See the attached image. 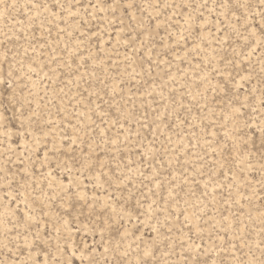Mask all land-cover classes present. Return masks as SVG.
Instances as JSON below:
<instances>
[{"label": "rangeland", "instance_id": "obj_1", "mask_svg": "<svg viewBox=\"0 0 264 264\" xmlns=\"http://www.w3.org/2000/svg\"><path fill=\"white\" fill-rule=\"evenodd\" d=\"M262 130L264 0H0V264H264Z\"/></svg>", "mask_w": 264, "mask_h": 264}, {"label": "snow or ice", "instance_id": "obj_2", "mask_svg": "<svg viewBox=\"0 0 264 264\" xmlns=\"http://www.w3.org/2000/svg\"><path fill=\"white\" fill-rule=\"evenodd\" d=\"M131 5H129V7H130ZM223 6H227V5H223ZM185 7H187V5H185ZM193 20V17L192 16H189L188 17V22H191ZM207 23V21H201L200 23H199V28L202 30L203 28H204V26H205V24ZM160 25H159V22L157 23V27H159ZM194 25H192L191 23H189V27L191 28V27H193ZM262 131H264V130H262ZM38 232H39V230H38ZM37 238H38V235H37ZM34 243H35V241H34ZM145 255L147 256V255H149L148 253H145ZM12 264H20V262H18V261H13L12 262ZM24 264H27V262H24ZM32 264H48V260L47 259H45L43 262H41V261H33L32 262ZM54 264H58V262H54ZM143 264H149V262L147 261V260H145L144 262H143Z\"/></svg>", "mask_w": 264, "mask_h": 264}]
</instances>
